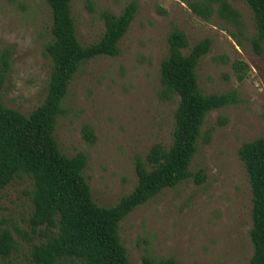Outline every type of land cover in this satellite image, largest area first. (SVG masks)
I'll use <instances>...</instances> for the list:
<instances>
[{
    "label": "rangeland",
    "instance_id": "1",
    "mask_svg": "<svg viewBox=\"0 0 264 264\" xmlns=\"http://www.w3.org/2000/svg\"><path fill=\"white\" fill-rule=\"evenodd\" d=\"M189 1L73 0L78 38L85 45L101 39L105 10L119 15L131 2L138 7L119 43L121 54L91 59L76 74L55 137L67 156L87 154L84 176L94 200L116 205L138 184L137 157L145 158L156 143L168 148L173 142L178 98L159 96L169 33L185 31L191 47L210 38L211 51L196 69L200 88L205 94L236 91L239 102L205 119L190 169L204 170L206 178L164 189L126 216L120 233L132 264H141L145 254L179 264H251L252 191L239 148L264 137V53L250 40L256 28L247 3L232 1L241 13L239 30L217 14L201 19ZM51 40V11L44 0H0V67L6 56L9 62L6 105L29 115L44 102L52 71L45 47ZM237 61L249 66L243 80ZM86 124L94 128V143L84 136ZM32 188L29 178L18 177L0 193V230L11 229L18 240V249L2 264H35L31 246L45 240V229L33 232L29 224Z\"/></svg>",
    "mask_w": 264,
    "mask_h": 264
},
{
    "label": "trees",
    "instance_id": "2",
    "mask_svg": "<svg viewBox=\"0 0 264 264\" xmlns=\"http://www.w3.org/2000/svg\"><path fill=\"white\" fill-rule=\"evenodd\" d=\"M51 11L52 40L45 53L51 57L52 71L44 102L29 115L6 105L3 87L9 68L7 56L0 67V193L16 178L27 177L33 184L29 192L33 211L29 224L33 232L45 229V240L31 246L35 264H132L122 242L121 222L138 206L166 188H173L190 178L205 180L204 170L191 171L198 152V140L207 115L216 109L239 102L236 91L205 94L197 66L212 48L205 38L191 47L185 31L175 28L168 35V55L161 63L159 96L178 98L172 144L167 148L154 144L145 158L137 157L138 184L114 206L99 205L84 176L87 154L67 156L60 148L55 130L59 115L65 112L64 100L70 84L81 67L100 56L121 54L120 41L137 13L131 2L121 14L105 10V31L97 42L85 45L77 34L73 0H44ZM234 0H190L189 7L198 17L210 21L214 14L239 30L243 27ZM254 14L256 32L250 40L257 53H264V0H240ZM189 49L186 53L184 50ZM240 80L249 68L236 62ZM226 117L221 123H227ZM84 136L96 141L94 128L86 124ZM211 131L207 133L209 142ZM239 156L250 179L252 191L253 244L251 264H264V137L242 143ZM21 234L22 230L16 228ZM47 232V233H46ZM18 249V240L9 228L0 230V264ZM141 264H179L175 258L157 259L145 254Z\"/></svg>",
    "mask_w": 264,
    "mask_h": 264
}]
</instances>
